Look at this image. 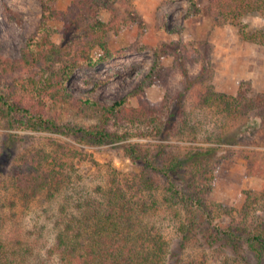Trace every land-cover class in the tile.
Segmentation results:
<instances>
[{
	"label": "rangeland",
	"instance_id": "1",
	"mask_svg": "<svg viewBox=\"0 0 264 264\" xmlns=\"http://www.w3.org/2000/svg\"><path fill=\"white\" fill-rule=\"evenodd\" d=\"M46 1L53 9H65L71 2ZM112 6L115 15L101 8L98 17L110 22V30L105 35L109 49L121 53L94 66L76 68L68 84L69 90L76 100L89 97L111 104L123 97L128 106L137 107V98L130 94L138 90L140 80L154 67L158 56V66L162 69L155 67L160 75L144 89V96L152 103L163 105V111L156 118L161 124L174 108L178 95L172 131L178 129L168 139H162L149 124L140 129L143 133L139 136V130L132 129L127 133V140L101 145L80 144L61 131H33L11 126L0 115L3 258L13 264H61L53 249L59 224H64L68 212L76 213L72 209L75 204L97 196L99 188L112 186L113 178L126 188V179L138 172L139 166L126 155L125 144L162 142L174 155L199 147H211L214 152L210 160L214 165V179L208 194L211 223L201 217L199 229H191L187 240L183 239L181 231L187 222L184 207L174 202L160 175L155 176L156 189L151 195L143 193L136 197L138 204L145 202L146 206H151L155 201L158 205L144 218L168 243L164 264L188 261L246 264L239 253L221 246L220 242L210 245L207 238L215 226H226L234 219L242 223L239 211L245 202V192L264 188V122L254 113L240 119L227 116L219 107L200 104L197 94L204 88L200 81L211 85L216 92L230 95L236 94L242 81L248 82L255 92L264 93V44L243 40L239 35L241 27L264 31V14H247L237 21L217 23L209 13L208 0H128V5L125 0H117ZM41 14L39 0H0L2 57L14 59L21 55L22 46L35 32ZM49 24L56 29L53 41L59 43L61 22L49 21ZM101 55L99 47L92 50L93 57ZM24 95L28 97L27 91ZM44 103L46 114L54 118L61 129L97 122L98 111L83 104L84 109H79L74 105L54 104L49 99H44ZM58 144L75 150L77 155L68 158L60 153ZM40 149L59 151L64 164L62 172L68 178L51 197L41 194L23 202L13 188V176L20 155ZM244 219L246 225L264 227V197L256 200ZM244 254L250 264H264V256L257 262L249 252Z\"/></svg>",
	"mask_w": 264,
	"mask_h": 264
},
{
	"label": "trees",
	"instance_id": "2",
	"mask_svg": "<svg viewBox=\"0 0 264 264\" xmlns=\"http://www.w3.org/2000/svg\"><path fill=\"white\" fill-rule=\"evenodd\" d=\"M125 1L128 5V0ZM39 2L41 19L35 32L25 40L21 55L8 59L0 54V115L9 125L33 131H61L80 144L94 145L127 140V133L134 128L139 130L138 136L142 135L140 129L149 124L162 139H168L177 131L178 128L174 131L172 128L179 96H176L177 102L168 112L166 121L161 124L156 118L163 111V105L152 103L144 96V89L160 75L155 67L160 65L158 56L154 67L140 80L138 90L134 89L130 94L137 98V107L128 106L123 97L111 104L89 97L76 100L69 90L68 84L76 68L94 66L121 53L109 49L105 35L110 30V22H103L98 17L101 8H107L115 15L112 4L117 0H71L65 9L50 8L46 0ZM208 2L209 13L217 23L237 21L247 14H264V0ZM49 21L62 24L59 43L53 41L56 29ZM239 35L243 40L264 44L262 29L248 31L241 27ZM95 47L102 50V55L97 58L92 56ZM158 68L162 69V66ZM198 83L204 87L197 94L200 104H212L236 119L254 113L264 122V93L255 92L248 82L242 81L235 95L216 92L204 81ZM44 99L79 109H84L83 104L98 111L97 122L61 129L55 119L46 114ZM58 145L60 153L68 158L77 155L75 150ZM124 150L130 160L138 164L139 171L126 179V188L113 178L112 186L99 188L97 196L75 204L77 206L72 209L76 213L68 212L64 224H59L53 249L61 264H164L168 243L144 218L158 205L153 201L151 206H146L145 202L138 204L136 200L140 194H152L156 189L157 174L164 180L174 202L184 207L187 221L181 225L184 240L188 239L191 229H199L201 217L211 223L208 194L214 179V165L210 164L213 148L199 147L183 155H174L162 142L147 145L128 142ZM59 151L40 149L20 155L12 185L21 201L29 202L41 194L51 197L59 191L64 179L68 178L62 172L64 164ZM245 194V202L239 211L242 223L234 219L226 226H215L207 239L210 245L220 242L221 246L239 253L246 264H250L245 252L252 254L257 262L264 256V227L246 225L244 218L250 214L256 200L264 197V188L261 191L248 190ZM1 249L0 264H13L3 258ZM184 264L195 263L188 261Z\"/></svg>",
	"mask_w": 264,
	"mask_h": 264
}]
</instances>
